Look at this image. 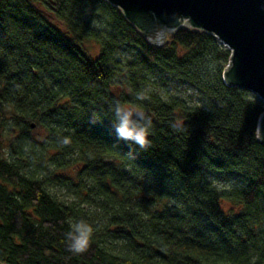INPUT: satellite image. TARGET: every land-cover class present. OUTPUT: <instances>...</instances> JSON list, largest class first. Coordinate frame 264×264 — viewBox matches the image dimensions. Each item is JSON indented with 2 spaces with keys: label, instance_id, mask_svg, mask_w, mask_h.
I'll list each match as a JSON object with an SVG mask.
<instances>
[{
  "label": "trees",
  "instance_id": "16d2710c",
  "mask_svg": "<svg viewBox=\"0 0 264 264\" xmlns=\"http://www.w3.org/2000/svg\"><path fill=\"white\" fill-rule=\"evenodd\" d=\"M229 57L213 36L184 28L150 46L104 0H0V263L264 264V103L223 83ZM151 69L206 107L136 100ZM116 100L151 118L146 150L117 141ZM23 148L43 151L52 168L43 179L24 173ZM204 171L240 186L217 189ZM74 182L105 216L80 255L64 237L78 208L47 189Z\"/></svg>",
  "mask_w": 264,
  "mask_h": 264
},
{
  "label": "water",
  "instance_id": "95a60500",
  "mask_svg": "<svg viewBox=\"0 0 264 264\" xmlns=\"http://www.w3.org/2000/svg\"><path fill=\"white\" fill-rule=\"evenodd\" d=\"M104 1L117 8L150 46H163L166 35L181 28L213 36L230 52L223 83L264 103V0ZM256 139L264 145V113L257 121Z\"/></svg>",
  "mask_w": 264,
  "mask_h": 264
},
{
  "label": "rangeland",
  "instance_id": "374dc122",
  "mask_svg": "<svg viewBox=\"0 0 264 264\" xmlns=\"http://www.w3.org/2000/svg\"><path fill=\"white\" fill-rule=\"evenodd\" d=\"M89 48L93 51L96 50V46L93 44H89ZM120 54V57H127V53L123 51H121ZM140 75L142 77V81H139V86L141 92H143L146 96L149 94H157L163 99H166L168 96H177L183 99L188 106H197L200 108L206 107V101L200 94L187 85L181 84L179 81L173 79L169 75L163 74L155 69L144 70ZM29 136L35 141H41L45 136L44 129L33 125L29 131ZM22 151L23 158L28 159V162L30 163L24 172L27 174V177L33 176L41 180L45 177L46 171L52 170V168L46 162V158L41 149L35 148L29 152L27 148H23ZM204 178L220 190L228 189L233 185L240 186V183H237L235 179L227 178L226 176L218 173L204 171ZM74 183H76L75 186L50 184L47 189L51 194L61 201L65 203H73L76 208H78L79 220L84 219L89 224H91L94 227V233L96 231L102 232L105 223V216L103 214L104 212L95 204L81 202L79 196L80 193L77 190L78 183ZM83 183H86V180H84ZM103 243L109 247H113L117 244V242H114L109 237H105Z\"/></svg>",
  "mask_w": 264,
  "mask_h": 264
},
{
  "label": "clouds",
  "instance_id": "9594fccd",
  "mask_svg": "<svg viewBox=\"0 0 264 264\" xmlns=\"http://www.w3.org/2000/svg\"><path fill=\"white\" fill-rule=\"evenodd\" d=\"M136 100L143 101L147 96L143 93L136 94ZM114 123L112 125L117 141H125L131 145L138 146L141 150L150 147V130L152 128L151 118L138 107H125L119 100L114 101L112 106ZM90 123H96L90 120ZM64 145L70 143L68 138L62 140ZM94 227L84 219L72 222L69 230L64 234L66 250L73 255L85 253L91 243Z\"/></svg>",
  "mask_w": 264,
  "mask_h": 264
}]
</instances>
